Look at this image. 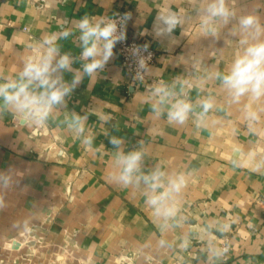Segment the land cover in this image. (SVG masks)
<instances>
[{
	"label": "crops",
	"instance_id": "crops-1",
	"mask_svg": "<svg viewBox=\"0 0 264 264\" xmlns=\"http://www.w3.org/2000/svg\"><path fill=\"white\" fill-rule=\"evenodd\" d=\"M40 3L0 0V83L18 80L52 35L56 60L65 54L71 60V70L53 78L81 80L43 123L0 99V264H225L223 244L227 264H264V97L245 94L236 102L222 81L247 46L241 41L256 42L241 29L242 17L257 19V39L264 40V0H225L233 15L209 25L202 20L212 0ZM119 11L132 13L131 38L157 52L143 81L132 82L117 44L102 69L83 72L79 21H107ZM169 13L180 23L157 36L158 17ZM157 87L170 93L163 102ZM180 100L191 105L183 123L168 116ZM205 101L212 105L207 113ZM134 151L142 159L124 185L114 179L121 171L117 153ZM156 171L165 174V187L184 178L168 202L177 209L173 216L158 215L148 203L143 177Z\"/></svg>",
	"mask_w": 264,
	"mask_h": 264
},
{
	"label": "clouds",
	"instance_id": "clouds-1",
	"mask_svg": "<svg viewBox=\"0 0 264 264\" xmlns=\"http://www.w3.org/2000/svg\"><path fill=\"white\" fill-rule=\"evenodd\" d=\"M206 15L203 17L202 23L209 25L212 18L219 17L224 23L229 21L233 13L226 7L225 0H212L206 8ZM130 19V14H125L120 18L121 28L123 24ZM180 23L175 13L161 15L158 17V23L155 27L156 35L161 36L170 34ZM243 31L254 33L256 42L249 43L247 39L241 43L247 45L241 55L235 59L231 70L222 77L223 85L228 89L233 100L238 102L245 94H250L253 100H259L264 97V40L257 39L261 34V26L257 19L251 15L244 16L239 21ZM80 30L79 39L82 42V59L86 61L83 65V72L88 76H93L97 69H102L107 61L113 55V48L119 41L125 39L124 31L118 32L116 21L100 19L92 22L87 16L81 19L77 25ZM215 34L213 28H209ZM70 32L65 30L62 36L67 38ZM57 37L55 35L45 37L41 47L44 51L38 52L35 57H29L24 64L23 70L19 74L18 80L0 83V99L3 100L4 106L13 108L17 112L24 113L35 123H43L52 108L63 102L64 97L68 95L80 82L81 76L77 75L71 85L61 82L60 78H53V74L58 70H71V60L69 55L65 54L56 60L59 48L56 44ZM147 46H145V51ZM55 60V64L53 61ZM140 67H145L143 59L140 60ZM33 86L41 89L38 93L33 91ZM154 94L162 97L170 95V93L161 87L154 90ZM212 107L210 102H203L202 108L204 113ZM191 110V105L185 101H177L172 104L168 113L169 120L183 123ZM248 117L252 120L257 119V115L253 111L248 112ZM77 130L82 132L83 125L80 117L73 118ZM91 144V140L85 141ZM113 145H119L120 140L113 138ZM142 153L139 151L123 154L117 153V162L121 166L118 176L114 177L118 182L128 185L133 182V173L139 168ZM164 173L160 171L154 172L151 176L143 177L145 183L149 184L151 195L148 197V203L151 205L158 215L165 217L173 216L176 212L174 205L168 202L173 194L179 193L184 186L183 176L170 178L167 186L162 182ZM139 179V178H137ZM158 188H164V191L157 193Z\"/></svg>",
	"mask_w": 264,
	"mask_h": 264
},
{
	"label": "built area",
	"instance_id": "built-area-1",
	"mask_svg": "<svg viewBox=\"0 0 264 264\" xmlns=\"http://www.w3.org/2000/svg\"><path fill=\"white\" fill-rule=\"evenodd\" d=\"M45 2L46 0H41L40 7H43L45 5ZM125 14H130L131 19V11H119L113 16L109 17L108 20L116 21L118 25V32L122 30L125 33V39L123 41L117 42L116 44L118 45V52L122 59L123 69L129 74L132 82L136 83L139 81H143L147 78V70L150 66L155 64L157 52L147 43V41H139L131 38L130 19H128L121 28L120 18ZM24 30L27 31L28 28L25 27ZM145 46H147L146 51ZM141 59H143L145 62L144 68L140 67ZM15 245H18L17 241L10 243L11 247H15ZM19 246H22V244H20ZM221 249L224 253L225 264H227L228 245L223 244Z\"/></svg>",
	"mask_w": 264,
	"mask_h": 264
}]
</instances>
